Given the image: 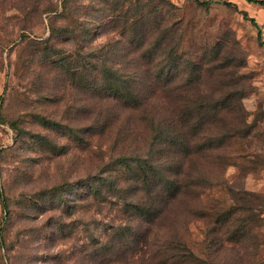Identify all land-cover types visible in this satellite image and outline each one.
I'll list each match as a JSON object with an SVG mask.
<instances>
[{"label": "rangeland", "instance_id": "1", "mask_svg": "<svg viewBox=\"0 0 264 264\" xmlns=\"http://www.w3.org/2000/svg\"><path fill=\"white\" fill-rule=\"evenodd\" d=\"M217 44L240 57L229 66L250 136L222 138L220 118L201 113L194 158L213 185L202 199L209 216L187 209L186 197L166 228L143 229L148 244L130 264H160L170 243L167 264H264V7L247 0H0V264H98L110 225L133 213L114 196L92 205L89 186L101 188L123 159L145 158L153 135L142 107L117 112V126L100 134L112 103L101 89L144 99L160 70L159 87L180 109L205 104L219 96L215 83L197 86L193 70ZM130 128L143 136L138 147Z\"/></svg>", "mask_w": 264, "mask_h": 264}, {"label": "trees", "instance_id": "2", "mask_svg": "<svg viewBox=\"0 0 264 264\" xmlns=\"http://www.w3.org/2000/svg\"><path fill=\"white\" fill-rule=\"evenodd\" d=\"M247 1L264 7V0ZM245 17L247 16L245 15ZM250 21L258 28L254 19H250ZM164 44H166V39L161 37L155 42L154 49L156 46L160 47ZM223 49L222 44H217L202 66L194 65L193 77L199 80L197 86H200L206 79L214 81L216 87L214 93L219 95L206 100L207 102L202 105L192 101L189 108L186 106L180 109L177 106V100L168 95L165 88L159 87L163 74L160 70L153 71V79L156 84L149 82L145 88H141V91H147V94L142 96L144 99L140 98L136 92L125 93L118 85L101 89L105 93L102 96L110 98L112 103L104 106L110 115L103 118L100 134H105L111 131L112 127L117 126V121L120 119L117 112L126 113L142 107L147 111L148 127L153 135L151 149L144 155L145 158L138 155L134 160L123 159V162L116 163L112 171H105L101 188L94 185L89 186L87 200H90L89 203L92 205L99 202L107 203L108 198L114 196L122 204L121 207H117L121 209L123 215L130 217V213H133L128 223L118 221L117 217L110 225L106 232L108 234L103 237L105 243L99 248L98 264H105L104 262L130 264V260L136 258L137 254L143 255L145 245L148 244L143 236V229L147 225L155 226L160 222L164 227L165 222L171 224L174 216L177 215L178 207L181 208L182 201L186 197L191 201L190 204H187V209L197 208L202 210L203 218L209 216L211 208L207 207L208 203L206 202L203 205L202 199L206 197V191H209L213 185L207 182V177L203 172H199L194 158L200 157L203 150L201 146L193 145L194 138L201 137V133L206 129L207 122L200 118L202 117L201 113L213 111L214 116L220 118L219 123L223 122L222 127L224 130L226 129L221 132L222 138L245 139L250 136V127L245 123V120L243 121L245 111L238 99L240 92L239 89L236 90L239 85L237 71H235L237 65L229 66L233 62H239L240 57L228 55V51ZM209 59L213 60V64L204 66L209 62ZM167 72L174 74L176 68H169ZM94 86L95 84H88V91L94 90ZM176 90L177 87L173 88V91ZM168 113L170 115L167 117ZM232 115L237 124L225 121ZM193 118L195 123L191 121ZM129 125L134 127L135 123L131 122ZM130 129L131 133L135 135L133 142L138 147L139 139L143 140V136L137 133L136 128L135 134L132 128ZM200 141H203V137ZM107 185L109 187L106 188L103 197L102 189ZM245 194L247 197H253L249 192ZM1 197L4 210H8L6 196L2 194ZM248 202L250 201L248 200ZM253 209V207H249L248 211H253ZM227 216L229 214H226ZM223 217L225 216L223 215ZM128 238L132 243L125 246ZM135 244L137 246H133ZM172 244L167 245L164 252L166 258H161L164 260L160 264L168 263L166 260L169 256L166 252L171 251ZM109 255H113L115 258L106 260Z\"/></svg>", "mask_w": 264, "mask_h": 264}]
</instances>
